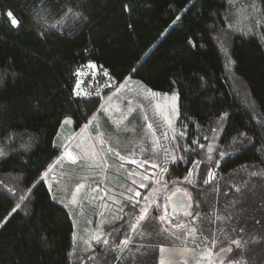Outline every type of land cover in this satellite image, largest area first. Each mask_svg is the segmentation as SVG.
Segmentation results:
<instances>
[{
  "label": "trees",
  "instance_id": "trees-1",
  "mask_svg": "<svg viewBox=\"0 0 264 264\" xmlns=\"http://www.w3.org/2000/svg\"><path fill=\"white\" fill-rule=\"evenodd\" d=\"M84 66L109 71L115 85L79 96L96 89L92 75L76 76ZM127 79L176 94L178 116L173 133L161 129L151 104L138 99L162 130V154L134 149L137 163L122 169L178 181L191 192L193 215L172 217L168 190L155 205L141 183L119 215L107 217L96 243L42 177L63 151L57 139L65 121L79 130ZM187 176L190 184L181 182ZM161 215L189 222L196 240L215 241L216 264L229 247L224 262L264 264V0H0V264H160V248L179 244Z\"/></svg>",
  "mask_w": 264,
  "mask_h": 264
},
{
  "label": "rangeland",
  "instance_id": "rangeland-1",
  "mask_svg": "<svg viewBox=\"0 0 264 264\" xmlns=\"http://www.w3.org/2000/svg\"><path fill=\"white\" fill-rule=\"evenodd\" d=\"M117 89L120 90L117 91ZM152 93L156 95L153 96ZM138 99H144L143 102L151 104L148 106V110L155 115L156 119L158 117L162 121L161 129L165 126L171 133L174 132L178 116L177 95L154 92L145 89L132 79H127L111 93L105 95L102 104L108 111L104 112L100 107L97 114L89 120L92 121V124L87 130H84V125L88 124L89 121L79 130L73 131L72 123L67 119L69 123L63 124L62 131L57 139L58 145L63 148V151L43 173L42 179L54 197L69 208L74 216L81 218L80 231L82 236L91 237L96 243L97 240L94 237H102V233L99 232L101 225L107 220V217L119 215L122 209V199L126 196L130 197L132 193H135V189L138 190L134 186L143 183L146 190L142 197H150L151 200L155 201V205L159 201V192L165 193L168 190V195H170L176 188L186 191L192 197L188 189L179 185V183L176 185L178 181H167V189H165L161 185L156 187V179L139 178L136 175L141 173L139 171L135 175H130L132 173L129 174L128 171L122 169V163L126 162L127 165L125 166L132 164L131 161L135 158L133 157L135 156L134 149H140L141 151L143 148L145 149L143 152L154 153L158 160L162 154L160 149L157 151L152 150L154 139H159L157 132L162 130L153 125L152 129L148 128V124L152 123L145 117L146 110L144 106L140 103V105L137 104ZM124 117L127 118L123 119ZM165 117H167V120ZM118 120L123 121L119 127L114 123ZM168 120L172 122L171 125H169ZM155 122L159 121L155 120ZM144 124H146L145 128H143ZM97 131L104 133L105 144L99 143ZM137 136H140V138ZM78 144L81 147L78 148ZM108 148L119 152L120 156L125 157V159L121 160L114 152H109ZM93 150L98 153L95 158L91 157ZM66 151H70L77 156H84V152L87 151L89 156L72 163L65 155ZM143 152L140 153L145 155L146 153ZM101 157H103V160ZM151 173L154 175L156 171L151 170ZM122 176H124V179H122ZM185 178L181 182L190 184ZM187 178L192 180L190 176H187ZM81 184H83V188L80 189L79 193H76L77 186ZM170 186L171 189L169 190ZM157 188H160V191L154 192ZM74 193H76L75 203L72 202ZM165 205H167V210L170 211L167 200ZM159 218L167 232L171 235L174 233L173 236L179 241L178 245H164L161 247L165 251L163 253L160 251V264L161 257H163V264H184L185 260L188 261V264H196L197 259H200L201 264H208L207 259L201 258L200 254L205 246L211 248L212 252L213 247L209 246L211 243L206 239L196 240L195 233H190V229L193 227L189 222L179 219V224H173L169 217L161 215ZM197 245L200 246L197 247ZM224 264H228V262H224Z\"/></svg>",
  "mask_w": 264,
  "mask_h": 264
},
{
  "label": "snow or ice",
  "instance_id": "snow-or-ice-1",
  "mask_svg": "<svg viewBox=\"0 0 264 264\" xmlns=\"http://www.w3.org/2000/svg\"><path fill=\"white\" fill-rule=\"evenodd\" d=\"M8 15H9V16H12V13L9 12ZM179 19H180V17L177 16V17H176V20H179ZM175 22H176V21L174 20L173 23H175ZM18 23H19V22H18L15 18H12V19H11V24H12L13 26H17ZM230 27H231V25H230ZM90 66H91V67H95V65H90ZM104 74L107 75V72H105ZM122 87H123V86H122ZM119 90H120V89H117V91H119ZM77 94H80V93H77ZM152 95L154 96V95H156V94H155V93H152ZM173 99H175V97H173ZM100 107H101V110H102V111H104V112H107V111H108V109L105 108V106H104L103 104H102ZM157 107H159V106H157ZM130 111H132V110L130 109ZM126 118H127V117H124L123 119H126ZM165 119L167 120V117H165ZM122 122H123L122 120L114 121V123H116L117 127H119V125H120ZM65 123H69V121L66 120ZM168 123H169V125H171L172 122H171L170 120H168ZM91 124H92V121H89L88 124L84 125V130H87ZM152 127H153L152 124H148V128H149V129H152ZM97 128H98V125H97ZM126 130H128V129H126ZM213 131H215V130H213ZM103 136H104V133H103V132L97 131V139L99 140V143H101V144H105V143H106V141L103 139ZM163 138H165V139L168 138L166 133H165V135H164ZM172 139H175V136H173ZM205 139H207V137H205ZM193 143H195V141H193ZM77 147L79 148V147H81V145L78 144ZM93 147H94V146H93ZM199 147H200V148H203L204 145H199ZM160 148H161V145L159 144V139H158V138L154 139L152 150H153V151H157V150H159ZM108 151H109V152H114V154H115L116 156H118L121 160L125 159V157L120 156V153L117 152V151H115V150L112 149V148H108ZM143 151H145V149L142 148V149H141V152H143ZM164 151L167 153V149H164ZM208 151H209V152L213 151V148L211 147V145L208 146ZM65 155L68 157V159H69L72 163H76L78 160H81V159H83V158L89 156V153H88L87 151H85V152H84V156H77V155H73V153L70 152V151H66V152H65ZM97 155H98V153L95 152L94 150L91 152V157H92V158H95ZM220 155L223 156L224 153H220ZM173 158H174V157H173ZM209 158H210V157H209ZM101 159L103 160V157H101ZM131 162L134 163V164L137 163V161H136L135 159H133ZM143 163H144V164H147L148 161L145 160ZM194 163H195V162H194ZM141 166H142V165H141ZM197 166H198V163H197ZM151 167H152V168H157V167H159V165H157L156 163H152V164H151ZM45 175H47V173H45ZM190 175H191V173H190ZM209 177H210V178H214V174H213V173H209ZM144 179L147 180V179H150V177H148V176H144ZM185 180H186L188 183H191V182H192L191 180H188L187 177L185 178ZM208 182H209L208 180H205V183H208ZM156 183H157V184H160L162 188L167 189V183H166V182H164V183L161 184V181L157 180ZM140 186H141V187H145V185H144L143 183H142ZM81 188H83V184L77 186V188H76V193H79V191H80ZM129 190L131 191V189H129ZM159 191H160V188H157V189L154 190V192H159ZM237 191H239V189H237ZM76 193L73 194V198H72V202H73V203L76 202ZM136 195L139 196L140 193L137 192ZM178 195L181 197L180 206H181V207H185V215H186V216H192L193 214H192L191 212L187 211V207H188V206H186V205L183 204V202H182L183 198H185V197H186L188 200L191 199L190 195H189L186 191H184V190H182V189H180V188H176L174 191L171 192L170 195H167V196L165 197V199H166L168 202H171V201L173 200V198L177 197ZM24 199H25L24 196H21V197H20V200H21V201H23ZM128 199L131 200L132 198L129 197ZM153 203H155L154 200H153ZM20 206H21V205H20L19 203H17V204L15 205V207L12 209V212H15L18 208H20ZM164 207H165V211H166V210H167V205H165ZM141 211H142V213L146 214V213L148 212V209H147V208H144V209H142ZM144 218H145V216L142 214V215L139 217V219L136 221V223H134V224L131 226L132 231H136V230L138 229V227L140 226V221H141V220H144ZM169 223H171V221H169ZM197 231H198V230H197L195 227H193V228L190 229V233H196ZM241 231H242V230H241ZM173 235H174V233H173ZM94 239H96L97 242H100L101 237H100V236H95ZM204 239H207V237H204ZM103 243H104L105 245H107V244L109 243V241H108L107 239H104V240H103ZM128 243H129V239H128V238H125L123 241H121V244H122L124 247H127ZM215 243H216L215 241L212 242L213 247L215 246ZM232 243L235 244V245L237 246V248H240V247H241V242H240L239 240H233ZM199 246H200V245H197V247H199ZM116 247L119 248L120 245H116ZM160 251H161V253H163V252L165 251V249L161 248ZM226 251H227V252H231V251H232V248H231V247H229V248H227V249H225V248H221V249L219 250V252L216 253V255L219 256L220 253H224V252H226ZM212 255H213L212 249L209 248L208 246H205V247H204V250H203V251L201 252V254H200L201 258H206V259H207L208 264H214V262H213V260H212ZM161 264H163V257H161ZM184 264H188V261L185 260V261H184ZM196 264H201L200 259H197V260H196ZM220 264H224V260H223V259H221ZM228 264H242V261H241V260H229V261H228Z\"/></svg>",
  "mask_w": 264,
  "mask_h": 264
},
{
  "label": "built area",
  "instance_id": "built-area-1",
  "mask_svg": "<svg viewBox=\"0 0 264 264\" xmlns=\"http://www.w3.org/2000/svg\"><path fill=\"white\" fill-rule=\"evenodd\" d=\"M105 70V69H104ZM107 71V70H105ZM109 72V71H107ZM105 73V72H104ZM92 75V80H94L95 85H96V89L93 91V93H87V94H82L80 93L81 91H77V93L79 96H87V98L89 97H96L98 95H100L102 93V89H107L109 87H113L115 85V81L111 80L110 77L105 74H100L99 72L94 74V70L89 71V69H87L85 66L81 67L78 71L76 76H78V78L81 81H86V78ZM78 90V89H77Z\"/></svg>",
  "mask_w": 264,
  "mask_h": 264
},
{
  "label": "water",
  "instance_id": "water-1",
  "mask_svg": "<svg viewBox=\"0 0 264 264\" xmlns=\"http://www.w3.org/2000/svg\"><path fill=\"white\" fill-rule=\"evenodd\" d=\"M74 155V154H73ZM180 202H181V197L178 195L177 197L173 198V200L171 202H168V206L170 208V214L172 217H177L180 214H185V207H181L180 206ZM183 204H185L187 207V211H190L191 205H192V201L191 199L188 200L186 197L183 198L182 200ZM227 249V248H225ZM229 254V252H224V253H220L219 256L216 255V259L220 260L222 258H224L225 256H227Z\"/></svg>",
  "mask_w": 264,
  "mask_h": 264
}]
</instances>
